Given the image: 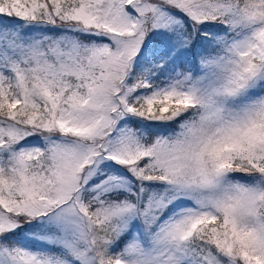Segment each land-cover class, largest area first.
Returning a JSON list of instances; mask_svg holds the SVG:
<instances>
[{"label":"snow or ice","instance_id":"6c2138e0","mask_svg":"<svg viewBox=\"0 0 264 264\" xmlns=\"http://www.w3.org/2000/svg\"><path fill=\"white\" fill-rule=\"evenodd\" d=\"M0 264H264V0H0Z\"/></svg>","mask_w":264,"mask_h":264}]
</instances>
